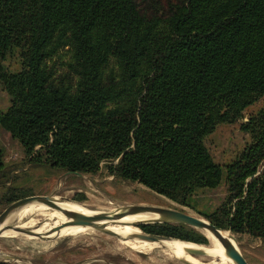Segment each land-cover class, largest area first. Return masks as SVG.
I'll return each mask as SVG.
<instances>
[{
    "label": "trees",
    "instance_id": "obj_1",
    "mask_svg": "<svg viewBox=\"0 0 264 264\" xmlns=\"http://www.w3.org/2000/svg\"><path fill=\"white\" fill-rule=\"evenodd\" d=\"M60 39L73 49V92L41 67ZM13 50L11 70L3 60ZM109 55L117 75L103 77ZM0 84L9 100L0 126L27 163L88 174L103 167L189 207L187 197L223 172L222 200L198 212L264 245V104L240 123L249 140L223 167L204 144L264 93V0H0ZM2 167L0 153L5 178ZM21 195L8 186L0 198ZM139 227L208 241L184 223Z\"/></svg>",
    "mask_w": 264,
    "mask_h": 264
},
{
    "label": "rangeland",
    "instance_id": "obj_2",
    "mask_svg": "<svg viewBox=\"0 0 264 264\" xmlns=\"http://www.w3.org/2000/svg\"><path fill=\"white\" fill-rule=\"evenodd\" d=\"M3 63L11 70L17 69L19 63L16 51L8 52ZM72 64V46L63 43L62 39L55 42L52 51L41 60V67L48 74V81L69 92L75 91L78 79ZM117 71L118 59L114 55H109L101 72L102 76L110 72L116 76ZM8 104V95L0 84V111L5 110ZM263 104L264 93L247 104L242 109L240 117L230 122L217 123L212 131L205 135L204 144L214 162L223 167L243 148L249 136L240 128V123ZM0 153L5 173V178L0 176V196L6 187L11 186L23 195L31 193L49 195L52 203L58 207L83 213L91 212L90 209L111 210L110 212L115 213L119 206L143 203L173 207L203 217L198 211L212 210L225 194L223 172L214 186L200 188L187 197L191 205L189 207L178 204L137 181L113 177L103 167L95 174H88L68 172L47 165L29 164L17 138L11 136L1 126ZM6 203L0 198V209ZM25 215H27L25 223L36 224L40 221L41 225L47 226L68 225L60 224L66 219L63 212L35 199L24 201L12 208L3 217L0 225ZM122 223L125 229L129 230L123 233L125 238L129 237L131 231L145 232L132 222ZM95 224L110 229L115 236L90 226H83L80 230L65 236L47 239H39L41 235L38 233L43 232L36 231H29V234L17 231L14 234L0 235V260H10L15 264H190L182 255L170 248L133 249L125 244L120 238L122 233L113 230L108 221L102 220ZM198 231L201 232V229ZM221 232L225 236L231 235L229 236L232 242L236 244L248 264H264V245L257 238L247 234L233 235L228 231ZM202 233L208 239L204 247H214L221 251V245L215 238L208 232ZM189 247L188 250L196 248L191 244ZM198 251L202 254L193 256L200 261L206 262L214 258L212 253Z\"/></svg>",
    "mask_w": 264,
    "mask_h": 264
},
{
    "label": "water",
    "instance_id": "obj_3",
    "mask_svg": "<svg viewBox=\"0 0 264 264\" xmlns=\"http://www.w3.org/2000/svg\"><path fill=\"white\" fill-rule=\"evenodd\" d=\"M50 198L51 196L49 195L35 194V193L16 197L15 199L7 202L0 209V222L3 219V217L7 214V212L10 211L15 206H17L18 204L24 201L35 199L45 203L50 208H55L63 212L64 215L66 216V219L62 221L60 224L87 225L94 229H98V231L103 232L105 234L115 236V234L111 232L110 229L105 228L103 225H97L91 222L90 220L97 218L115 219L124 214L136 212L139 210H147V211L159 213L162 216V218L151 221H139L133 223L134 225L138 227L141 224H147V223L176 222V223H184L193 226L195 228L201 229V232L202 231L208 232L213 238H215L223 248L225 255L228 258H230L235 264H248V262L245 260V258L243 257L237 246L230 244L229 241L221 235L222 228L218 227L217 225L213 224L212 222H210L209 220L203 217L187 213L183 210L168 206L154 205V204L130 203L119 206L120 208L115 213L108 212L107 210H99L96 213H83L75 210L60 208L57 205L53 204ZM0 226L15 227L18 229L20 233L29 234V231H27V229L16 227L12 225V223H6ZM130 237H136L143 240H156V239L169 238L163 235L145 233V232L132 234ZM47 238L49 237L39 236V239H47ZM187 252L192 255L202 254L201 252L195 249H189Z\"/></svg>",
    "mask_w": 264,
    "mask_h": 264
},
{
    "label": "bare ground",
    "instance_id": "obj_4",
    "mask_svg": "<svg viewBox=\"0 0 264 264\" xmlns=\"http://www.w3.org/2000/svg\"><path fill=\"white\" fill-rule=\"evenodd\" d=\"M90 210L91 212L89 213H96L97 211H99L96 209H90ZM149 217H158V219L162 218V216L157 212L141 210V211L124 214L115 219L97 218V219H92L90 221L93 223H97L102 220L108 221L110 223V227L113 230L122 233V236L120 238H122L125 244L136 250L151 249V248H170L176 251L177 253H179L180 255H182L187 260V262H189L190 264H235L230 258H228L225 255L222 247L220 251L219 249H215L214 247L206 248L204 247L205 246L204 244L194 243L190 241H182V240L171 239V238L156 239V240H143V239H139L136 237H130L132 234L139 233V231L137 230L129 232L130 235L127 238L123 236V233H127L129 230L125 229V226L122 223V221L134 222V221H139V220H146ZM26 218H27V215L19 217L17 220H12V221L9 220L10 222L8 221L7 223H12V225L19 227V228L27 229V231L43 232V233H38V234L43 237H49V238L65 236V234L74 233L80 230L81 227L87 226V225H80V224H68L64 226H47V225H41L40 221L36 222V224L25 223L24 221H27L25 220ZM17 231L18 229L15 227H8V226L1 227L0 226V235H4L6 233L14 234V232H17ZM221 235L224 238H226L230 244H233L236 246V244L232 242L229 235L225 236L223 235L222 232H221ZM183 243H186V245H182V247H180V245ZM189 244H191L192 246H195L196 247L195 249L197 250L214 254V258L213 259L211 258L212 260H209L206 262L200 261L198 258L194 257L192 254H189L187 252Z\"/></svg>",
    "mask_w": 264,
    "mask_h": 264
}]
</instances>
